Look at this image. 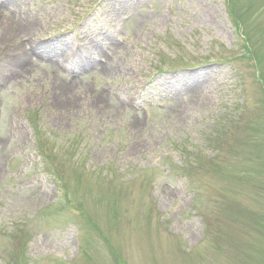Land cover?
Segmentation results:
<instances>
[{
    "label": "rangeland",
    "instance_id": "rangeland-1",
    "mask_svg": "<svg viewBox=\"0 0 264 264\" xmlns=\"http://www.w3.org/2000/svg\"><path fill=\"white\" fill-rule=\"evenodd\" d=\"M2 19L0 264H264V0Z\"/></svg>",
    "mask_w": 264,
    "mask_h": 264
},
{
    "label": "bare ground",
    "instance_id": "bare-ground-1",
    "mask_svg": "<svg viewBox=\"0 0 264 264\" xmlns=\"http://www.w3.org/2000/svg\"><path fill=\"white\" fill-rule=\"evenodd\" d=\"M30 27H28L29 29ZM34 29V28H33ZM26 32H28L26 30ZM31 32V31H30ZM10 32H9V27L8 25L6 24V21L4 19L0 20V42H1V38L3 35H8ZM70 51L71 53H77L78 51L76 49H73V48H70ZM62 52L64 51H61V50H58L57 52V56H58V60H59V63L60 64H63L65 62L68 61L69 57L65 56ZM89 66V62L85 61V64H83L81 66V69L84 68V67H88ZM180 107V106H179ZM179 107H177L176 109H178ZM180 110V109H179ZM182 111V110H181Z\"/></svg>",
    "mask_w": 264,
    "mask_h": 264
}]
</instances>
